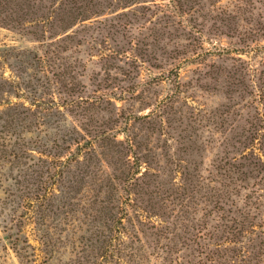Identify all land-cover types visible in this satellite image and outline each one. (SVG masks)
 Segmentation results:
<instances>
[{
    "label": "rangeland",
    "instance_id": "obj_1",
    "mask_svg": "<svg viewBox=\"0 0 264 264\" xmlns=\"http://www.w3.org/2000/svg\"><path fill=\"white\" fill-rule=\"evenodd\" d=\"M0 264H264V0H0Z\"/></svg>",
    "mask_w": 264,
    "mask_h": 264
}]
</instances>
